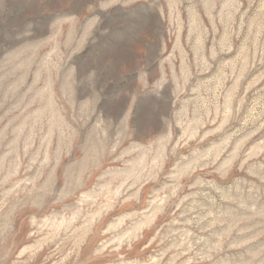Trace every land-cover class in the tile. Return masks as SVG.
Wrapping results in <instances>:
<instances>
[{
  "label": "rangeland",
  "instance_id": "obj_1",
  "mask_svg": "<svg viewBox=\"0 0 264 264\" xmlns=\"http://www.w3.org/2000/svg\"><path fill=\"white\" fill-rule=\"evenodd\" d=\"M0 264H264V0H0Z\"/></svg>",
  "mask_w": 264,
  "mask_h": 264
}]
</instances>
